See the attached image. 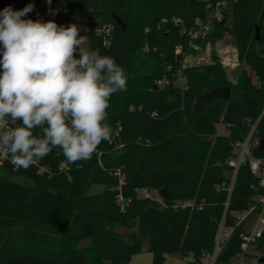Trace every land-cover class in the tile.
Wrapping results in <instances>:
<instances>
[{
	"label": "trees",
	"instance_id": "1",
	"mask_svg": "<svg viewBox=\"0 0 264 264\" xmlns=\"http://www.w3.org/2000/svg\"><path fill=\"white\" fill-rule=\"evenodd\" d=\"M217 1L65 0L66 10L54 21L79 26L89 12V46L115 58L125 69L127 86L110 99L111 139L90 159L69 164L56 148L25 170L0 154V264H128L145 249L153 264H164L169 252L193 257L184 264H204L222 219L231 234L214 264L239 263L243 236L262 210L255 197L264 188L261 176L244 163L226 208L228 193L221 184L231 179L228 161L236 155V142L259 117V136H264V0L234 1L209 33L217 38L229 30L236 38L239 59L250 71L238 68L235 81L216 56L203 65H183L190 52L188 30ZM29 3L34 10L25 19L37 20L47 10V0H0V11L22 10ZM173 16L181 23H173ZM180 75L184 87L175 82ZM216 87H231V99L217 98L205 111H195L197 98ZM221 122L228 134L218 133ZM252 153L264 158L257 146ZM94 185L103 188L91 192ZM165 186L170 199L138 192ZM83 239L90 243L81 245ZM246 254L264 258V229Z\"/></svg>",
	"mask_w": 264,
	"mask_h": 264
},
{
	"label": "clouds",
	"instance_id": "2",
	"mask_svg": "<svg viewBox=\"0 0 264 264\" xmlns=\"http://www.w3.org/2000/svg\"><path fill=\"white\" fill-rule=\"evenodd\" d=\"M33 10L0 11V154L25 170L56 148L69 164L90 159L111 139L110 99L127 86L87 28L25 19Z\"/></svg>",
	"mask_w": 264,
	"mask_h": 264
},
{
	"label": "built area",
	"instance_id": "3",
	"mask_svg": "<svg viewBox=\"0 0 264 264\" xmlns=\"http://www.w3.org/2000/svg\"><path fill=\"white\" fill-rule=\"evenodd\" d=\"M236 0H220L217 1L215 9L208 11L205 18L198 17L195 20V26L188 30V35L190 36L189 39V48L191 51H198L200 50L201 46L199 41L203 38H205L211 30L213 29V23L217 20L221 21L224 17V11L229 9L231 4ZM53 6L51 8L48 7V9L45 11L44 14L40 16V20L47 22L49 20H54L55 15L60 12L66 10V2L65 0H56ZM52 13H55L54 15ZM173 23L178 24L181 23L182 18L179 16H173L172 18ZM167 21V19H164ZM186 31L185 29H183ZM96 32H100V29H96ZM105 32L108 34L110 32V28L108 26L105 27ZM2 58V57H0ZM162 81H159L161 83ZM154 115V114H153ZM260 121V117L257 119V121L251 126L250 131L248 134L241 140H238L235 144L236 149V155L232 157L228 164L232 167V176L229 182H223L221 184V187L225 189L228 193L227 200L225 202L226 208L229 205L230 196L232 194V190L235 184L236 176L238 173L239 168L244 164L248 163L249 168L251 172L255 175H260V184L264 188V171H262L263 164H264V158L254 156L252 153L253 147H258L261 143V139L264 138L259 136V130H258V122ZM3 158H6L3 154H1ZM145 195H149L148 191L144 193ZM123 197L120 195L119 201H122ZM255 201L261 203L262 210L261 214L259 215V218L254 225L252 231L246 235L243 236L244 242L242 244V253L240 255V260L238 264H263L261 263L260 259L258 257H251L248 254H246L249 249L252 247V245L255 243V241L258 239V237L261 236L262 231L264 229V194L258 195L255 197ZM183 206L187 205L189 201H182L181 202ZM253 207H251L249 210L242 212L239 215L240 219H243L251 210ZM231 230L225 227L224 219H222L217 237H216V244L213 250V253L207 257V259L210 260L211 264H214V261L216 259V256L221 250V244L230 236Z\"/></svg>",
	"mask_w": 264,
	"mask_h": 264
},
{
	"label": "rangeland",
	"instance_id": "4",
	"mask_svg": "<svg viewBox=\"0 0 264 264\" xmlns=\"http://www.w3.org/2000/svg\"><path fill=\"white\" fill-rule=\"evenodd\" d=\"M55 1L56 0H52L51 4L48 3L47 9L48 7L51 8L53 6L52 4H54ZM90 17L91 14L89 12L84 13L78 21L80 24L79 26L82 28L89 29L90 26L86 24V21H89ZM232 22H233V18L231 13L226 21V25L230 26ZM260 33L262 34L261 29H260ZM80 34L87 35V32L86 33L81 32ZM209 35H207L205 38L199 41L201 46L200 50L198 51L193 50L191 51V53H188L185 56L183 61L184 66L188 67V66L203 65L211 62L213 57L216 56L222 62V64L227 68L230 78H232V80L234 81L236 79L235 74L238 68L244 66L248 69V71H250L249 67L244 65V63L239 59V47L237 44V40L229 30L223 32V34L217 38H214L212 36L209 38ZM253 79L256 81L255 75H253ZM175 82L177 83V85L184 87L186 80L183 76L180 75V77ZM217 127L219 134H228L229 129L225 123L221 122L217 125ZM11 177L19 179V177L14 175H11ZM102 188L103 186L101 185H94L91 188V192L99 191ZM160 190L161 189H151V190L140 189L138 192L140 194H144L148 191V194L160 199L161 197ZM263 216H264V212H263ZM118 230L122 233H128L130 231L124 228H119ZM89 243H90L89 239H83L80 244L88 245ZM166 256L167 258L164 264H184L187 261L193 259L192 256L186 257L181 252H169L166 254ZM203 263L211 264L209 259H205ZM128 264H153V254L148 249H145L143 250V252L134 255Z\"/></svg>",
	"mask_w": 264,
	"mask_h": 264
},
{
	"label": "water",
	"instance_id": "5",
	"mask_svg": "<svg viewBox=\"0 0 264 264\" xmlns=\"http://www.w3.org/2000/svg\"><path fill=\"white\" fill-rule=\"evenodd\" d=\"M117 22L122 26L123 29L127 28L126 23L119 17L115 16ZM255 37L257 40L261 39V33H260V26L256 25L255 29ZM231 87H216L210 91H207L203 94H201L194 105V110L195 111H205L207 106L213 102L217 98H223L226 100L231 99ZM264 150V138L261 139V143L259 145V152L261 153ZM160 196L165 198V199H170L171 194L169 192V187L165 186L160 190ZM261 261H264V258L261 259Z\"/></svg>",
	"mask_w": 264,
	"mask_h": 264
}]
</instances>
